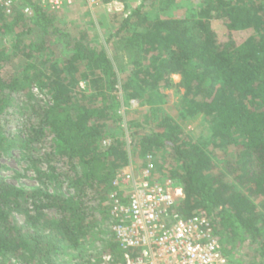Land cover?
<instances>
[{"label": "trees", "instance_id": "1", "mask_svg": "<svg viewBox=\"0 0 264 264\" xmlns=\"http://www.w3.org/2000/svg\"><path fill=\"white\" fill-rule=\"evenodd\" d=\"M145 1L108 36L106 43L117 39L112 58L99 43L73 40L55 24L58 14L33 0H21L11 17L0 12V36L10 40L0 47V158L23 153L37 182L28 190L11 184L0 164V264H69L61 256L106 235L112 181L130 157L125 135L106 124L121 121L119 89L127 101L149 105L167 89L184 90L180 118H207L206 135L181 138L180 125L164 117L148 129L130 122V152L143 161L151 155L157 174L182 185L180 217L213 219L229 264L246 241L264 257V206L256 203L264 198V0H201L183 18L152 21L140 17ZM24 5L32 9L29 18ZM135 18L140 30L122 35ZM33 87L49 100L36 98ZM209 145L231 148L235 156L221 168ZM107 235L103 256L120 264L122 251Z\"/></svg>", "mask_w": 264, "mask_h": 264}, {"label": "built area", "instance_id": "2", "mask_svg": "<svg viewBox=\"0 0 264 264\" xmlns=\"http://www.w3.org/2000/svg\"><path fill=\"white\" fill-rule=\"evenodd\" d=\"M20 2L0 0V12L11 17ZM33 2L45 11L60 14L94 0ZM105 9L107 14L123 18L132 11L120 0H110ZM22 12L27 18L32 16L29 6L24 5ZM31 93L49 100L45 90L33 87ZM112 187L107 201L109 229L122 251L120 264H229L215 235L213 219L204 213L186 219L178 215L176 207L185 198L183 187L177 180L157 174L151 155L145 156L139 171L132 166L117 170ZM102 261L110 264L112 258L104 255Z\"/></svg>", "mask_w": 264, "mask_h": 264}, {"label": "rangeland", "instance_id": "3", "mask_svg": "<svg viewBox=\"0 0 264 264\" xmlns=\"http://www.w3.org/2000/svg\"><path fill=\"white\" fill-rule=\"evenodd\" d=\"M110 1V0H109ZM105 0H94L90 5L79 4L74 8L65 10L63 13L58 14L56 25L62 30L70 34L73 40L78 38H85L87 44L97 45L98 43L105 47V50L112 58L117 53L116 43L117 39H111L109 43H106L108 36L113 34L119 29L121 20L123 17H117L112 14H107L105 5L109 2ZM201 0H146L144 7L140 13V17L145 18L147 21L155 20L156 18L168 19V18H183L187 16L194 8L200 7ZM130 10L135 9L139 4L137 0H122ZM140 20L135 18L134 23L128 27L126 32L122 35H130L140 30ZM212 28L221 37L225 34V29L215 20L212 21ZM9 36H0V47H9ZM50 49L58 54L59 46L51 45ZM119 52V51H118ZM127 62L124 61L123 64ZM175 83H178L179 76H172ZM81 89H85V84L81 82ZM120 101V108L118 111L119 117H121L120 123L109 120L107 129H119L121 133L118 135H125L126 150L130 154L129 163L127 166H132L135 170L139 171L143 165V159L141 153L131 154L130 139L128 137V124L140 123L144 128H154L160 124L161 118H167L173 120L180 125L181 130L179 134L181 138L191 140V142L198 137L202 138L206 135L207 126L209 120L207 118H198L194 121L185 120L180 118V111L184 107V90H176L174 88L167 89L163 92L158 103L149 105L145 103V100L131 99L127 101L123 96L121 90L117 93ZM39 98V97H38ZM42 102L48 100L47 98ZM134 101V103H131ZM208 151L210 156L215 161L216 165L222 168L224 159L228 158L232 160L235 156V151L231 148L223 150V148L209 145ZM166 155V154H165ZM158 157V156H157ZM0 164L3 167L2 175L11 183L16 186L31 189L37 186L35 176L33 172L28 168L27 162L24 160V155L21 152L13 151L9 156L1 157ZM126 167V166H125ZM41 169L45 171V166L42 165ZM19 174V176H18ZM164 176V175H163ZM167 176V175H165ZM256 203L262 207L264 206V198H259ZM264 211V210H263ZM50 216H54V213L47 212ZM20 222L24 221L23 216L17 217ZM264 222V220H262ZM106 235L93 236L86 242L85 246L81 248L79 254L63 255L61 261H67L69 264H100L99 260L103 256L102 253V239L108 237L107 233H111L109 227H106ZM229 246V244H228ZM260 250L257 245L245 242L239 247H235L232 254V264H264V257H260ZM15 263L11 260V264Z\"/></svg>", "mask_w": 264, "mask_h": 264}]
</instances>
